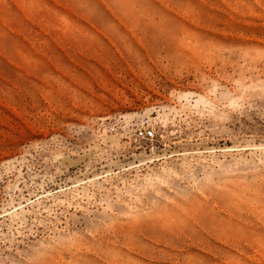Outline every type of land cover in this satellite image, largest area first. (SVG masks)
<instances>
[{
	"label": "rangeland",
	"instance_id": "1",
	"mask_svg": "<svg viewBox=\"0 0 264 264\" xmlns=\"http://www.w3.org/2000/svg\"><path fill=\"white\" fill-rule=\"evenodd\" d=\"M0 264H264V0H0Z\"/></svg>",
	"mask_w": 264,
	"mask_h": 264
},
{
	"label": "built area",
	"instance_id": "2",
	"mask_svg": "<svg viewBox=\"0 0 264 264\" xmlns=\"http://www.w3.org/2000/svg\"><path fill=\"white\" fill-rule=\"evenodd\" d=\"M145 138H151L153 136V133L151 130L144 131Z\"/></svg>",
	"mask_w": 264,
	"mask_h": 264
}]
</instances>
